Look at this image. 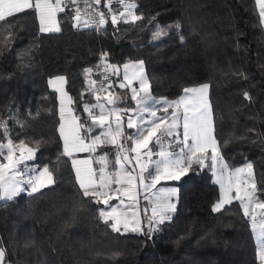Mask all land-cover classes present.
<instances>
[{"label": "trees", "instance_id": "trees-1", "mask_svg": "<svg viewBox=\"0 0 264 264\" xmlns=\"http://www.w3.org/2000/svg\"><path fill=\"white\" fill-rule=\"evenodd\" d=\"M136 3L144 19L113 25L108 16L96 31L74 30L71 8L57 13L59 33H40L33 9L9 18L15 28L14 38L0 43V121L7 122L13 140L46 141L29 162L54 168L56 183L0 203L6 264H260L238 201L212 211L218 186L207 166L193 165L170 180L178 189L177 208L152 238L113 232L99 217L102 203L79 193L69 157L61 155L55 91L47 77H66L73 110L79 111L91 98L85 92L81 100L83 70L106 51L114 65L143 60L152 95L173 98L183 86L208 83L220 155L231 168L252 163L264 198V33L254 0ZM100 8L107 12L103 0ZM157 26L167 34L154 39ZM7 31L0 22V41Z\"/></svg>", "mask_w": 264, "mask_h": 264}, {"label": "snow or ice", "instance_id": "snow-or-ice-1", "mask_svg": "<svg viewBox=\"0 0 264 264\" xmlns=\"http://www.w3.org/2000/svg\"><path fill=\"white\" fill-rule=\"evenodd\" d=\"M115 2L119 4L120 10L112 7L113 0H103V7L107 9L105 12L100 8L102 0H67V3L65 0H0V22L7 23L8 29L0 43L7 45L14 38L15 25L8 23L9 18H15L28 9L35 10L40 33L61 32L56 16L66 8L74 12V30L91 26L89 22L100 30L108 16L113 25L135 24L144 19L142 14H137L136 0ZM255 2L259 7L261 23L264 24V0ZM175 27L179 30L182 26L177 23ZM166 34V29L157 26L153 38L159 39ZM180 39L183 41L184 37ZM108 57V52H102L95 68L86 67L83 70L85 91L80 94L81 100H84L85 92L95 100L94 103L86 100L83 103L91 124L73 115L74 110L70 106L74 100L65 90L66 77L59 75L48 80L49 86L59 93L60 123L57 131L63 141L61 155L71 158L74 152H96L98 148L109 144L115 148L114 160L109 158V153L96 157V162L100 164L98 170L88 160L72 159L79 193L106 206L98 209L99 217L113 232H133L152 238L162 225L172 219L171 214L177 208L174 198L178 197V189L157 188V185L162 180H179L193 165L210 167L220 185V197L213 204L212 211L220 212L232 200L239 201L244 216L252 221L256 255L260 264H264L262 190L257 186L252 163L246 162L242 167L231 168L220 155L219 143L214 135L213 111L208 99L209 84L184 87L182 94L174 100L166 97L157 99L151 93V82L144 71L145 62L129 60L122 65L124 82L119 83L118 87L130 90L135 107H121L127 103L126 96L116 94L117 86L110 79V75L119 76L121 66L110 63ZM129 69L132 70L131 75ZM94 71L99 79L93 78ZM133 81L139 83V88L133 86ZM243 96L246 100L252 99L248 91H244ZM95 129L100 130L99 134H93ZM129 129L132 131L128 132ZM0 130V203L13 201L28 189V194L32 195L56 183L54 168L45 165L39 169L29 167L26 163L34 159L39 147L46 141L13 140L12 132L4 121H0ZM30 142L36 146H30ZM209 159L211 163L206 165ZM141 193L150 205V215L149 208H145L142 216L134 210L138 207ZM114 199L119 201L123 209L110 204ZM5 256L6 249L0 246V264H5Z\"/></svg>", "mask_w": 264, "mask_h": 264}, {"label": "crops", "instance_id": "crops-1", "mask_svg": "<svg viewBox=\"0 0 264 264\" xmlns=\"http://www.w3.org/2000/svg\"><path fill=\"white\" fill-rule=\"evenodd\" d=\"M53 2H55V0H53ZM254 2H255V0H254ZM255 5H256V10H257L258 18H259V21H260V24H261V26H262L263 33H264V24L261 23V19H260V16H259V7H258V5L256 4V2H255ZM113 6H116V7H113ZM112 7H113L114 9L120 10V6H119L118 3L115 2V0H113V5H112ZM106 10H107V9H106ZM33 11H34V18H35V22H36V28H37V30L39 31V28H40L39 20L37 19V16H36V13H35V10H34V9H33ZM73 15H74V12L72 13V16H73ZM109 18H110V20H111V17H110V16H109ZM56 19H57V18H56ZM129 60L135 61V60H141V59H138V58L125 59V60H123L122 62H120V63L118 64V65L121 66L120 69H119V73H120V74H119V77H118L117 80H113V79H112V81L114 82V86H117V87H115V92H116V94H118V95H120V96H122V97L126 96L127 103L121 105V107H132V108H134V107H135V104H134V102L131 100V92H130V90L120 89V88L118 87V84H119V83L124 82V77H123L124 69H123L122 65H123L124 63L128 62ZM131 72H132V70L129 69V75H131ZM59 75H63V74H53V75L48 76V77H47V85L49 86V84H48V80H49L50 78L55 77V76H59ZM202 83H206V82H201V83H197V84H193V85L183 86V87L181 88V91L178 93L177 96H175V97H173V98H168V99H169V100H174V99L178 98V97L182 94V89H183L184 87L198 86L199 84H202ZM133 86L139 88V83H138L137 81H133ZM49 87H50V86H49ZM50 88H52V87H50ZM52 89L55 91L54 88H52ZM65 90H66V89H65ZM66 91H67V90H66ZM67 93H68V92H67ZM68 95H69V94H68ZM153 96H154L155 98H157V99L163 97V96H157V95H153ZM58 97H59V93H57V92L55 91V98H56V112H57V126H56L57 129H58V126H59V123H60V112H59L60 103H59V99H58ZM87 101L90 102V103H94V102H95L93 96H91V98H90L89 100H87ZM105 102H106V101H105ZM83 103H84V101L81 103L79 111H73V115H77V116H79L81 119H83V120H87V122H88L89 124H91V120L88 118V114L84 112ZM70 107L73 109L72 105H71ZM97 111H98V110H97ZM99 131H100L99 129H95L93 134H99ZM127 131H128V132H131L132 130L129 129V130H127ZM180 131L182 132V128L180 129ZM57 133H58V136H59V139H60V142H61V148H62V150H63V141L61 140L58 131H57ZM177 151H178V149H177ZM103 153H109V158L112 159V160L115 159V155H114V153H115V148H114V146H112L111 144L103 146L102 149H101V148H98L96 152H74L73 155H72V157H71V158L69 157V161H70V165H71V168H72V171H73V175H74L75 180H76V174H75V170L73 169V166H72V159H76L77 161L88 160V161L91 163V166H92L94 169H97V170H98L99 167H100V164H98V163L96 162V157H97L98 155H100V154H103ZM210 155H211V154H210V152H209V156H210ZM0 160H2V157H0ZM210 162H211L210 159L207 160V161H206V165L210 164ZM26 163H27V165H28L29 167H35V168H39V169H42V168L44 167L43 164H41V165H36V164L31 163V162H29V161H27ZM243 164H244V163H242V164H240V165H237V166H235V167H233V168H236V167L238 168V167L242 166ZM21 167H23V166H21ZM208 169H209V171H210V173H211L212 171H211L210 167H208ZM109 170H111V169H109ZM137 172H138V169H137ZM211 177H212V173H211ZM213 180H214V179H213ZM160 187H166V188H167V187H175V188H176V186H175L173 183H171L170 180H162V181L160 182V184L157 185V188H160ZM28 191H30V189H28ZM123 199H125V201H127V198H126V197H123ZM138 199H139L138 207L135 208L134 210H135V211H138V212L141 214V216H142V215H143V212H141L140 209H141V202H142L141 200L144 199V194L141 193V194L139 195ZM114 203H115V199L112 200V201H110V204H113V205H114ZM116 205L118 206V209H123V206L120 205L119 201H117V204H116ZM101 208H106V206H105L104 204H102Z\"/></svg>", "mask_w": 264, "mask_h": 264}, {"label": "rangeland", "instance_id": "rangeland-1", "mask_svg": "<svg viewBox=\"0 0 264 264\" xmlns=\"http://www.w3.org/2000/svg\"><path fill=\"white\" fill-rule=\"evenodd\" d=\"M211 154V153H210ZM211 163V162H210ZM245 164V163H244ZM243 164V165H244ZM242 165V166H243ZM242 166H240V167H242ZM237 168V167H236ZM212 171V170H211ZM212 173V179H214V181L216 182V177L213 175V172H211ZM216 184H217V186H218V195H217V198H216V200L214 201V203H216L217 202V200L219 199V197H220V185H219V183H217L216 182ZM233 195H234V193H233ZM262 199H264V198H262ZM117 201L118 200H115V203H114V205H116L117 204ZM142 202H141V212H143L144 213V210H145V208H149V215L151 214V212H150V205L148 204V201H146L145 199H143V200H141ZM238 201V200H237ZM213 203V204H214ZM238 203H239V201H238ZM239 205H240V203H239ZM241 207V206H240ZM241 210H242V212H243V209L241 208ZM257 211H259V210H257ZM244 213V212H243ZM247 219H248V221H249V225H250V229H251V233H252V237H253V240H254V245H255V254H256V252H257V244H256V239H255V236H254V234H253V231H252V221H251V219L249 218V217H247ZM145 223H146V221H145ZM257 231H258V229H257ZM257 256V255H256ZM6 264V263H5Z\"/></svg>", "mask_w": 264, "mask_h": 264}, {"label": "built area", "instance_id": "built-area-1", "mask_svg": "<svg viewBox=\"0 0 264 264\" xmlns=\"http://www.w3.org/2000/svg\"><path fill=\"white\" fill-rule=\"evenodd\" d=\"M90 23V27L91 28H93V30H97V27H96V25L95 24H92L91 22H89ZM103 51H99L98 52V58H97V60H96V63H95V65H94V67L93 68H95V66L100 62V54L102 53ZM93 78H95V79H99L100 77H99V75L94 71L93 72Z\"/></svg>", "mask_w": 264, "mask_h": 264}]
</instances>
